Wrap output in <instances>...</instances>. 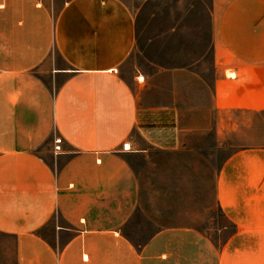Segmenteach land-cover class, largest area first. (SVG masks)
<instances>
[{"label":"crops","instance_id":"obj_1","mask_svg":"<svg viewBox=\"0 0 264 264\" xmlns=\"http://www.w3.org/2000/svg\"><path fill=\"white\" fill-rule=\"evenodd\" d=\"M132 1L0 0V234L14 264H264V148L214 173L234 227L221 246L161 225L173 186L194 168L209 178L192 137L222 145L231 116L264 112V0L208 1L209 87L203 58L135 66Z\"/></svg>","mask_w":264,"mask_h":264},{"label":"rangeland","instance_id":"obj_2","mask_svg":"<svg viewBox=\"0 0 264 264\" xmlns=\"http://www.w3.org/2000/svg\"><path fill=\"white\" fill-rule=\"evenodd\" d=\"M209 0H141L132 1L138 11V47L141 54L134 59L139 69L150 70V60L164 65H184L187 61L203 58L199 70L211 86L210 79V32L206 5ZM198 84H189L195 91ZM164 89L168 85L164 84ZM209 92V91H208ZM200 120V119H199ZM222 145H216L212 131L194 135L193 150L208 163L209 178L201 180L200 170L186 174L179 187L173 186L182 195L170 202L171 207L162 209L161 225L186 224L204 232L217 245L225 243L234 233L233 225L216 206L211 193L214 173L231 155L247 148H264V112L250 115H235L226 120ZM220 143V142H219ZM146 201L150 196L144 195ZM180 216V217H179ZM178 218H186V221ZM136 222L145 225L139 218ZM136 240L140 237L133 236ZM0 264H14V241L0 234Z\"/></svg>","mask_w":264,"mask_h":264},{"label":"built area","instance_id":"obj_3","mask_svg":"<svg viewBox=\"0 0 264 264\" xmlns=\"http://www.w3.org/2000/svg\"><path fill=\"white\" fill-rule=\"evenodd\" d=\"M115 74H118V71H114ZM137 82L142 84L144 83V77L143 76H138L137 77ZM55 152L56 153H59L61 152V145H62V140L58 139L55 141ZM122 149L124 151H130L131 150V147H130V144L129 143H126V144H123L122 145Z\"/></svg>","mask_w":264,"mask_h":264}]
</instances>
